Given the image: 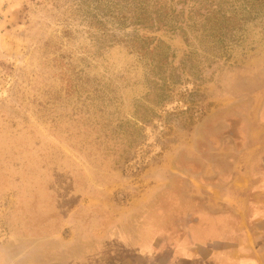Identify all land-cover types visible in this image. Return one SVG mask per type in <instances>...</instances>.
Masks as SVG:
<instances>
[{
	"label": "rangeland",
	"instance_id": "rangeland-1",
	"mask_svg": "<svg viewBox=\"0 0 264 264\" xmlns=\"http://www.w3.org/2000/svg\"><path fill=\"white\" fill-rule=\"evenodd\" d=\"M243 140L264 147V0H0V264H171L170 176Z\"/></svg>",
	"mask_w": 264,
	"mask_h": 264
},
{
	"label": "crops",
	"instance_id": "crops-1",
	"mask_svg": "<svg viewBox=\"0 0 264 264\" xmlns=\"http://www.w3.org/2000/svg\"><path fill=\"white\" fill-rule=\"evenodd\" d=\"M239 150V165L228 168L229 174L199 182L219 191L206 194L198 206L191 204L195 212L185 235L171 244V264H264V147L244 142ZM252 150L254 157L246 164ZM140 239L135 245L142 253L160 248L157 238Z\"/></svg>",
	"mask_w": 264,
	"mask_h": 264
},
{
	"label": "flooded vegetation",
	"instance_id": "flooded-vegetation-1",
	"mask_svg": "<svg viewBox=\"0 0 264 264\" xmlns=\"http://www.w3.org/2000/svg\"><path fill=\"white\" fill-rule=\"evenodd\" d=\"M244 142H248V141L243 140L242 143H244ZM217 147L219 149L222 146H217ZM204 148H202V151L205 150ZM224 149L228 150V147L226 146V148H225V146H223V150ZM232 156L233 155H231V154L229 155L230 160H228V159L224 160L219 155L217 157L211 156V157L215 158L213 160L215 165L212 167V172L209 171V173L206 172V168H208L206 166V164H204L202 167H197L196 163H194V164H190V167H191L190 170H192L194 172V174L198 175V176H196V177H189L188 176V178H185V179L180 178L178 176H170L168 181L171 185L174 184V186H170V193L168 194L169 198L172 199V198H174V196H179L181 194H184V197L181 198V200L179 202L180 203L183 202L182 204L184 205L185 209L186 208L190 209L189 215H187V216H189V217H187V218H189V222H190V217L192 216L193 212H195L194 206H198L197 204L200 202V199L205 198L204 196L206 194L215 193V191H219L218 188L213 189L212 187H209V188L208 187H202V186H200L199 182L201 180H212V179H215L217 176L229 174L230 172H228L226 170H228V168H230V167H233L235 162L239 161L241 159V157H240V159L237 160L236 158H238V155H236V154L233 157ZM207 159H208V157L205 158V160H207ZM225 172H227V173H225ZM182 183H184L185 186H181L180 184H182ZM182 188L184 191L181 190ZM213 196L217 197L218 194L216 193ZM176 199H179V197ZM192 202H194V203H192ZM191 204H194V206H192ZM192 218L193 217H191V219ZM140 240L143 241L144 243L151 241V239L149 237H143ZM176 240H178V239H173L169 242L170 248H171L172 242H175ZM156 243H157V241H156ZM159 253H160V250H157V251L153 252V254H152L153 256H151L145 252V254L148 257H156ZM171 256H172V253L170 255V258H171ZM180 261H184V260H180Z\"/></svg>",
	"mask_w": 264,
	"mask_h": 264
}]
</instances>
